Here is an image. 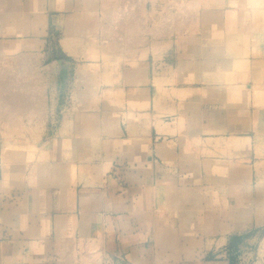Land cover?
<instances>
[{"label":"crops","instance_id":"obj_1","mask_svg":"<svg viewBox=\"0 0 264 264\" xmlns=\"http://www.w3.org/2000/svg\"><path fill=\"white\" fill-rule=\"evenodd\" d=\"M102 3L0 0L51 91L0 141V264H230L264 229V34L226 7L138 38Z\"/></svg>","mask_w":264,"mask_h":264},{"label":"rangeland","instance_id":"obj_2","mask_svg":"<svg viewBox=\"0 0 264 264\" xmlns=\"http://www.w3.org/2000/svg\"><path fill=\"white\" fill-rule=\"evenodd\" d=\"M226 7L247 12L251 16L253 31L264 34V0H103L100 9L120 15L132 12L137 17L132 19V30L138 38L141 35L149 40L161 35L164 39L179 37V43L184 44L197 32L201 13L207 8ZM42 59V51L0 54V141L27 140L31 132L18 129L23 113L32 108L30 111L35 113L34 121L37 122V114L47 106L51 91L49 84L42 79ZM47 73L54 78L55 72ZM53 90L54 94H59L57 88ZM28 95H31L30 99ZM28 101L32 103L30 107ZM53 103L59 107L61 100L53 98ZM37 139L36 143L40 141ZM240 247L231 245L228 254L230 264H264V229L256 241Z\"/></svg>","mask_w":264,"mask_h":264}]
</instances>
